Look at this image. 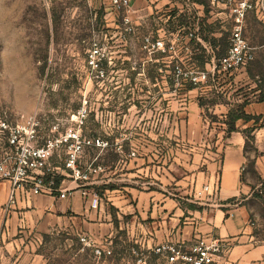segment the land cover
I'll return each instance as SVG.
<instances>
[{
    "label": "rangeland",
    "instance_id": "obj_1",
    "mask_svg": "<svg viewBox=\"0 0 264 264\" xmlns=\"http://www.w3.org/2000/svg\"><path fill=\"white\" fill-rule=\"evenodd\" d=\"M176 3L187 11L179 12L177 6L167 8ZM191 7V0H132L131 6L121 11L113 9L109 0H0V115L4 111L38 114L73 126L76 122L71 117L86 108L83 134L87 137L108 139L112 132L120 135L149 129L154 142L134 158L139 164L146 160L150 168L139 172L141 177L135 176L133 180L137 182L133 184L180 194L174 185L177 175L186 183L181 194L185 217L188 210L193 211L191 205H196L197 210L205 208L187 189L192 187L195 174L192 145L176 138L182 139L188 132L185 121L191 110L182 107L189 106L190 101L198 100L204 106L227 101L224 94L217 93L224 80H218L217 73L227 70L213 58L199 88L189 91L185 86L204 71L192 60L200 50L191 41ZM218 9H225V14L217 15L214 29H210L215 38L208 40L219 39L222 50L230 46L235 17L230 16L227 6L220 5ZM181 18L187 19L189 25L182 28ZM252 21L250 37L254 43L262 44L264 23ZM160 38L166 43V52L153 45ZM171 44L175 49L170 51ZM205 46L206 57L215 54L211 43ZM245 66L258 76L264 90V47ZM251 94L241 88L232 94V99ZM212 108H205L204 114L217 128L223 119ZM47 133L46 129L43 135ZM248 148L251 155L257 153L255 143ZM179 149L184 151L179 153ZM97 155L98 151L90 148L84 160ZM101 159L110 165L119 157L108 151L100 155ZM125 161L129 160L118 165L119 174L127 172ZM250 174L258 180L251 169ZM249 203L255 240L261 243L264 200L253 196ZM86 225L85 221L82 224L73 219L46 230L25 228L5 234L9 225L2 222L0 264H166L155 250L164 241L148 246L137 233L127 229L96 239L89 236ZM191 244H187V252ZM97 249L103 253L99 255ZM214 264L244 263L232 261L224 253ZM248 264H264V258Z\"/></svg>",
    "mask_w": 264,
    "mask_h": 264
},
{
    "label": "crops",
    "instance_id": "obj_2",
    "mask_svg": "<svg viewBox=\"0 0 264 264\" xmlns=\"http://www.w3.org/2000/svg\"><path fill=\"white\" fill-rule=\"evenodd\" d=\"M163 1L160 0V3ZM237 1L239 0H191L195 39L203 45L209 44L208 38H215L210 29H214L217 15L225 14V9L221 11L217 8L220 5L224 8L227 6L230 16L235 17L233 8ZM251 1L257 3L259 0ZM176 6L179 12L187 11L179 3L167 5V8ZM253 19L264 23V11L260 8L249 10L244 22V35L255 48L256 57L257 50L264 47V42L256 44L250 37L249 29ZM257 77L246 66L223 73L220 71L217 79L224 80L219 84L217 93L224 94L228 98L226 102L216 101L204 106L198 100H192L189 106L182 107L191 110L185 121L188 132L184 138L176 140H186L192 145L190 152L195 164L192 187L187 189L191 195L194 194L197 203L204 204L205 208L188 210L189 215L185 217L181 194L185 191L186 183L184 178H178L177 175L174 176V185L180 194H167L152 187L135 186L133 182L137 181L133 178L140 176L139 172L149 170L150 165L146 160L143 164L136 163L137 158L132 157L131 152L143 154L141 150H147L146 147L155 139L146 128H143L142 133L128 131L119 135L112 132L107 137L112 145L103 150L96 149L97 162L102 165L103 171L92 184L83 188L70 183L66 199L41 194L18 196L14 202H10V183L0 180V223L9 225L5 234L25 228L46 230L79 219L80 223L85 221L87 224L89 236L96 239L125 229L129 233H137L148 246H152L153 242L166 240L190 245L203 236L221 240L226 245V255L232 261L248 264L263 259L264 240L261 243L255 240L253 211L249 203L254 192L264 184V101L258 99L263 89L259 86ZM208 87L211 89L210 85ZM241 88L252 91L251 96H234L232 99V94ZM201 90H204L203 86ZM212 106L223 119L217 128L204 114L205 108L211 110ZM230 113L260 116V119L256 123L254 119L240 118L235 122L236 130L229 133L227 123ZM249 128H254L252 135L255 141L250 142L255 143L257 149L254 155L249 151L245 133ZM211 144L216 147L212 148ZM180 150L179 153L184 151ZM108 151L114 152L119 160L110 165L100 160V155ZM144 154L149 155L146 152ZM151 154L155 155L153 151ZM124 159L129 160L125 161L128 164L127 172L119 174L118 165ZM250 169L257 174L258 180L253 179ZM216 184L218 190L213 193L212 188ZM207 185L210 186L209 190L205 188ZM83 192L98 194L99 203L96 208L90 206ZM233 198L236 200L229 202Z\"/></svg>",
    "mask_w": 264,
    "mask_h": 264
},
{
    "label": "built area",
    "instance_id": "obj_3",
    "mask_svg": "<svg viewBox=\"0 0 264 264\" xmlns=\"http://www.w3.org/2000/svg\"><path fill=\"white\" fill-rule=\"evenodd\" d=\"M116 11L128 9L132 0H109ZM260 8L264 11V0L253 3L251 0H239L233 11L235 26L227 54L219 59L224 70L237 69L255 59V48L244 35V22L249 10ZM193 36V34H191ZM163 52L167 51L163 39L153 43ZM175 49L174 44L169 50ZM215 60V59H214ZM208 76L206 71L192 77L195 83ZM88 111L79 110L71 117L75 125H63L59 120H50L38 114L14 115L4 111L0 115V180L10 183V202L18 196L49 194L66 199L70 183L79 188L92 184L103 171L98 157L85 161L88 149H106L112 144L102 137L90 138L83 134ZM48 133L43 135L44 130ZM136 156V151L131 152ZM65 185V186H64ZM209 190L210 186L205 187ZM215 193L217 184L212 188ZM92 208L99 203L97 193L83 192ZM186 243L166 240L156 247V252L164 257L166 264H214L226 252V245L215 238L198 237L191 244L189 252ZM101 255L103 250L97 249ZM111 251H109L110 253Z\"/></svg>",
    "mask_w": 264,
    "mask_h": 264
},
{
    "label": "trees",
    "instance_id": "obj_4",
    "mask_svg": "<svg viewBox=\"0 0 264 264\" xmlns=\"http://www.w3.org/2000/svg\"><path fill=\"white\" fill-rule=\"evenodd\" d=\"M180 20H181L180 26L182 28H184L185 26L189 25V22H186L187 19L181 18ZM191 34H193V38L191 40L192 43L196 44V48L198 50H200V53L198 55L192 57V60H193V62L195 64H197V66H199V68H201L204 71H206L207 65L212 62L213 58L216 61H219V59L224 57L227 54L228 50H229V47H230L229 45L228 46L226 45L221 50L220 48L222 47V44L220 43L219 39H213V40H211L210 43L212 45V48L214 49L215 54L214 55H209V57H206L207 48L201 42L196 41V39H195L196 37H195V33L194 32H191ZM172 83H173V81H172ZM184 84H185V86L187 87V89L189 91L194 89V88H196L198 86L197 83H195L194 81H191V80H190V82H187V83H184ZM258 99H259V101H264V90H262V93H261V95H260V97ZM240 118H244L246 120L254 119L256 121V123H258L259 119H260V116H252V115H247V114L230 113L229 121L227 123L228 124V132L229 133L236 130L235 122L238 119H240ZM262 126H264V123H263ZM253 130H254V128H249V129L245 130V133H246V136H247V142L249 144H250V142H254L255 141V138L252 135ZM250 164L253 165V162H251ZM253 196L264 200V184L262 185V187L258 191L254 192ZM235 200L236 199L233 198V199H230L229 202H234ZM190 207L193 210H197L198 209V207L196 205H191Z\"/></svg>",
    "mask_w": 264,
    "mask_h": 264
}]
</instances>
